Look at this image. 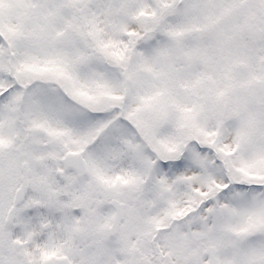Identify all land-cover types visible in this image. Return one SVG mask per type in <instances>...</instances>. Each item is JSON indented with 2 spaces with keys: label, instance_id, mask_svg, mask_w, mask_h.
<instances>
[{
  "label": "snow or ice",
  "instance_id": "snow-or-ice-1",
  "mask_svg": "<svg viewBox=\"0 0 264 264\" xmlns=\"http://www.w3.org/2000/svg\"><path fill=\"white\" fill-rule=\"evenodd\" d=\"M0 264H264V0H0Z\"/></svg>",
  "mask_w": 264,
  "mask_h": 264
}]
</instances>
